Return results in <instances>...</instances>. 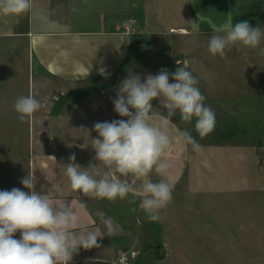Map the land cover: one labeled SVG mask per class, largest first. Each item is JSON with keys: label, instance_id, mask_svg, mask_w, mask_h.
I'll use <instances>...</instances> for the list:
<instances>
[{"label": "crops", "instance_id": "0c3cea01", "mask_svg": "<svg viewBox=\"0 0 264 264\" xmlns=\"http://www.w3.org/2000/svg\"><path fill=\"white\" fill-rule=\"evenodd\" d=\"M213 2L215 4L213 0H175L172 3L175 17L167 22L166 29L174 35L166 45L167 55L141 53L144 38L133 37L146 29L156 35L164 29L160 24L163 9L155 0H32V9L21 17L0 11V39H12L20 47L24 89L27 88L28 95L33 94L43 104L39 111L27 118L28 172L35 170L38 177L36 190L44 194L49 191L54 199L59 197L72 204L82 221L77 232L95 230L102 235L98 237L100 248H81L69 264H116L114 258L121 249H136L134 263L139 264L142 252L152 248L153 264H212L209 252L213 253L210 251L213 234L208 229L200 233L184 231L174 219L165 217L163 209L158 213L162 226L159 242L152 239L147 229L138 227L137 231H132L127 225L120 226L118 220L104 209L99 210L105 206L106 199L85 197L82 192L71 189L66 164L74 153L75 163L82 169L87 168L90 174L94 171L103 174L108 170L95 159L91 139L98 137V133L92 129L96 122L127 119L114 111L112 101L129 75L138 74L143 82L148 74L156 75L162 68L174 73L186 64L198 79L199 89H216L210 80L220 75L234 80L233 89L241 88L235 81L240 83L242 79L240 84L244 89L247 69L254 71V64L258 61V68L261 65L264 72L260 46L250 48L240 43L230 46L222 58L224 69L218 66V55L213 56L208 50L210 38L223 35L217 30L228 21L234 25L247 20L253 27L264 30V11L255 18L246 19L245 13L236 7L237 0H224L227 6H220L221 15L214 20ZM150 16L157 22L156 27H148ZM261 44L264 47V40ZM249 49L254 56L250 58L255 60L248 59L250 64L247 67ZM102 68L104 74L100 72ZM203 79L205 84L201 82ZM170 82L175 81L170 77ZM214 113L218 121L221 116L219 112ZM166 114L161 111L151 117V121L159 124ZM177 114L180 115L178 111ZM177 121L172 118L168 126L173 141L171 150L165 154L172 165L170 170L165 176L153 172L142 179L128 177L134 192H139L146 179L170 181L174 183L175 191L183 174L191 179L192 174L214 169L215 161L223 158L234 159L239 167L246 169L247 153L240 143L229 142L230 136L198 139L195 125L189 126L187 130L201 145L197 152L180 138L183 129L181 122ZM81 126L91 130L88 136L80 132ZM184 183L182 186L187 185ZM262 188L260 183L258 189L261 191ZM261 208L263 210L262 201ZM98 212L110 218L114 236L106 235L105 224ZM220 246H224L222 240ZM195 252H202V260L192 258Z\"/></svg>", "mask_w": 264, "mask_h": 264}, {"label": "clouds", "instance_id": "9594fccd", "mask_svg": "<svg viewBox=\"0 0 264 264\" xmlns=\"http://www.w3.org/2000/svg\"><path fill=\"white\" fill-rule=\"evenodd\" d=\"M32 6V0H0V11L5 15L21 17L30 12ZM217 32L223 35H213L208 50L213 56L222 58L232 45L240 43L258 48L264 40V30L253 27L247 20L234 25L228 21ZM259 55L264 56V47L260 48ZM100 72L104 74L105 69H100ZM170 77L175 82H170ZM198 84V79L186 64L174 73L162 68L156 75L148 74L143 82L138 74L124 79L112 102L114 111L127 119L96 122L92 129L98 133V137L91 139L95 159L108 170L103 174L98 171L90 174L87 168L82 169L75 163L76 155L71 154L70 162L66 164L71 189L82 192L85 197L109 201L125 199L133 193L140 197L139 208L147 218L158 220L159 211L172 202L174 183L165 179L158 182L146 179L139 192H134L128 177L142 179L153 172L159 176L168 173L172 165L165 154L173 143L168 126L177 111L183 122L191 123L195 118V131L201 138L214 131L215 113L205 105L206 97ZM154 99H158L167 110L159 124L151 121V117L160 113V109L153 107ZM42 107L41 101L31 93L19 96L14 103L22 121ZM90 131L81 126V133L88 136ZM180 138L194 151H200L201 145L191 131H181ZM20 183L29 191L16 187L0 190V264H69L81 248L101 247L98 237L102 235L98 231H76L82 227V221L71 203L59 197L54 199L49 191L44 194L36 190L38 177L34 169ZM97 215L105 224L106 235L114 236L110 218H106L103 212ZM17 231L19 239L14 238ZM118 264H127V257L121 254Z\"/></svg>", "mask_w": 264, "mask_h": 264}, {"label": "rangeland", "instance_id": "374dc122", "mask_svg": "<svg viewBox=\"0 0 264 264\" xmlns=\"http://www.w3.org/2000/svg\"><path fill=\"white\" fill-rule=\"evenodd\" d=\"M155 1L163 9L160 24L164 29L157 35L146 29L133 37L144 38L141 53L167 55L166 45L174 34L166 29V24L175 17L172 8L175 0ZM213 1L215 4L212 3V9L216 12L214 20H218L220 6L226 8L227 4L224 0ZM236 7L245 13L246 19L255 18L263 13L264 0H237ZM147 22L148 27L157 25L151 16ZM251 56L253 54L249 49L247 67L250 64L248 59L255 60ZM217 63L220 69H224L223 59L219 55ZM257 65L258 61L254 64V71L247 69L244 89L240 84L242 79L240 83L235 81L236 86L241 88L233 89L234 80L223 75L210 80L216 89H200L206 97L205 105L221 116L218 121L216 119L214 131L204 140L211 136L214 139L230 136L229 142L240 143L247 153L246 169L239 167L234 159L223 158L215 161L214 169L192 174L191 179L183 174L178 188L173 191L172 202L163 208L165 217L174 219L182 230L200 233L208 229L213 234L210 247L213 253L209 252L212 264H243L244 257L245 264H264V72L261 65L259 68ZM23 70L20 47L12 39H0V190L16 187L28 191L20 181L28 174L29 127L27 118L20 120L14 108L19 96L28 95V89H24L22 84L25 81ZM201 82L205 84L204 79ZM229 84H232L230 89ZM152 103L154 108L167 113L158 99ZM176 116L180 115L176 113L173 119L181 122L183 130L195 125V118L191 123H186ZM197 135L198 139H203ZM200 162L198 158L197 163ZM183 182L187 185L182 186ZM259 182L263 184L261 191L258 189ZM105 202V206L102 205L99 210L104 209L118 220L120 226L127 225L132 231H137L138 227L147 229L152 239L159 242L162 226L159 220H149L139 208V196L128 195L125 199H106ZM14 238H20L19 231L14 234ZM221 240L224 242L223 247L220 246ZM133 250L136 252V249ZM152 250L142 252L139 264H153ZM203 256L202 252L192 254V258L198 261Z\"/></svg>", "mask_w": 264, "mask_h": 264}, {"label": "built area", "instance_id": "2783aa9c", "mask_svg": "<svg viewBox=\"0 0 264 264\" xmlns=\"http://www.w3.org/2000/svg\"><path fill=\"white\" fill-rule=\"evenodd\" d=\"M121 254H123L127 257V264H135L134 259H135L136 252L132 249H121V250H119L116 253L115 258H114V261L116 264H118V261H119Z\"/></svg>", "mask_w": 264, "mask_h": 264}, {"label": "trees", "instance_id": "16d2710c", "mask_svg": "<svg viewBox=\"0 0 264 264\" xmlns=\"http://www.w3.org/2000/svg\"><path fill=\"white\" fill-rule=\"evenodd\" d=\"M159 254H160V253H159ZM159 254H158V255H159Z\"/></svg>", "mask_w": 264, "mask_h": 264}]
</instances>
